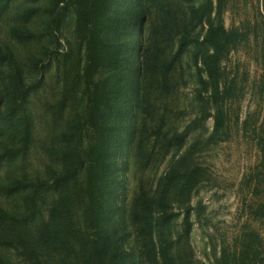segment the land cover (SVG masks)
<instances>
[{
  "label": "rangeland",
  "instance_id": "rangeland-1",
  "mask_svg": "<svg viewBox=\"0 0 264 264\" xmlns=\"http://www.w3.org/2000/svg\"><path fill=\"white\" fill-rule=\"evenodd\" d=\"M208 1L115 0L118 14L133 25L127 29L135 65L119 75L117 107L105 116L115 166L104 189L110 220L102 248L113 264H162L163 238L173 240L177 264H218L222 249L233 246L245 226L264 235V219L249 213L246 183L264 136V0H227L225 6V25L239 39L222 63L226 135L217 142L209 141L217 105L202 83L207 75L201 59L211 49L205 42L208 23L199 15ZM50 5L13 0L0 16V45L14 55L29 89L10 110L13 64L0 62V187L15 179H49L84 157L91 140L86 126L69 134L87 111L86 52L76 35L75 9L61 7L55 23ZM29 7L36 13L22 20L19 14ZM14 26L35 36L20 40L11 33ZM181 132L185 138L178 145L174 136ZM8 148L18 152L6 154ZM194 167L202 177L191 193L180 194L178 178L163 194L171 169L181 176ZM24 193L0 188V208L25 212ZM84 195L81 167L71 180H51L39 192L29 222L0 219V239H13L12 245L0 244V264H84L91 247Z\"/></svg>",
  "mask_w": 264,
  "mask_h": 264
},
{
  "label": "trees",
  "instance_id": "trees-1",
  "mask_svg": "<svg viewBox=\"0 0 264 264\" xmlns=\"http://www.w3.org/2000/svg\"><path fill=\"white\" fill-rule=\"evenodd\" d=\"M13 0H0V16L6 12ZM227 0H209L203 12L199 15L202 21L206 18L208 30L205 42L210 47L201 61L207 78H202L205 90H210L213 101L217 105L215 113L214 130L209 137L210 142L222 140L226 135V115L221 108L224 92L221 90L223 78L222 63L228 57L235 43L239 39L236 29L226 27L223 14ZM74 7L76 13L75 31L79 45L85 48L86 62L83 70L84 91L87 96L86 118L77 125V130L70 135H76L79 128L86 126L91 131V140L85 156H78V160L69 164L62 172L53 171L49 179L37 178L27 180L15 179L0 187L7 193L25 191L23 199L27 210L20 215L8 213L0 208V219L10 221L29 222L36 214L37 196L41 190L51 185V180L67 182L74 178L79 168L85 169V195L84 210L88 220L91 235V247L84 258V264H113L111 258L105 256L102 248L104 233L110 220V209L104 198V189L113 180L110 173L115 166V157L110 158L107 149V136L111 127L106 124V112L117 107V98L114 96L115 83L120 80V74L133 69L135 62L131 54V34L127 29L133 27L128 18H122L116 11L115 0H51L50 13L53 22H58V13L61 7ZM199 14L197 10L194 11ZM36 13L34 7L24 9L19 17L22 20L30 19ZM214 14V16H213ZM11 33L20 40H29L35 33L28 28L14 26ZM186 42H180L178 53L185 48ZM0 62L13 64L9 73L8 94L13 100L10 110L25 101L29 92L24 81L22 70L16 64L14 55L4 50L0 45ZM172 64V60L169 62ZM101 70L108 74L98 77ZM66 92L60 100V106L65 102ZM7 114V113H6ZM185 134L183 132L174 136L178 145L182 144ZM29 141V130L22 139V148L25 150ZM260 156L257 163L246 175V183L250 189L251 201L248 210L254 219H264V136L257 142ZM18 150L8 148L6 154H15ZM112 152L115 153V150ZM202 177L199 168L188 169L181 176L171 169L167 181L162 189L175 185L179 178L178 188L180 194L187 195L200 182ZM171 185V186H170ZM0 244L12 245L13 239L3 237ZM173 240L163 238L160 244V257L162 264H177L171 253ZM111 259V260H110ZM37 264H41L38 262ZM218 264H264V235L257 229L247 225L240 232L233 246L224 247Z\"/></svg>",
  "mask_w": 264,
  "mask_h": 264
}]
</instances>
